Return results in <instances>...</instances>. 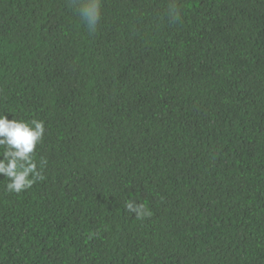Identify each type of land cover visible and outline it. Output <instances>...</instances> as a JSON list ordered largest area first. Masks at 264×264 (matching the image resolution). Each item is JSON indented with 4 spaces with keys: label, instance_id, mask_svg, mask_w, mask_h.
<instances>
[{
    "label": "trees",
    "instance_id": "16d2710c",
    "mask_svg": "<svg viewBox=\"0 0 264 264\" xmlns=\"http://www.w3.org/2000/svg\"><path fill=\"white\" fill-rule=\"evenodd\" d=\"M3 113L47 164L0 176V264H264V0H103L92 34L0 0Z\"/></svg>",
    "mask_w": 264,
    "mask_h": 264
},
{
    "label": "clouds",
    "instance_id": "9594fccd",
    "mask_svg": "<svg viewBox=\"0 0 264 264\" xmlns=\"http://www.w3.org/2000/svg\"><path fill=\"white\" fill-rule=\"evenodd\" d=\"M89 34L95 33L102 18L103 0H69ZM169 15L174 20L180 19L179 9L173 5ZM45 135L43 120L33 118L30 121L12 119L0 114V176L8 182L5 191L20 194L33 187L45 176L43 169L47 161L35 157L37 145ZM125 211L134 213L137 220L151 217V210L143 203L129 199L124 205ZM94 235V234H92Z\"/></svg>",
    "mask_w": 264,
    "mask_h": 264
}]
</instances>
